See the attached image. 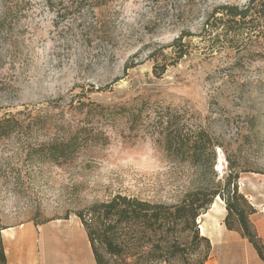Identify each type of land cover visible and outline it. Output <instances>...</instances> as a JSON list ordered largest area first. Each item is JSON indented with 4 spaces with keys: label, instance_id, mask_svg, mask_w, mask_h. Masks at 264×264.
<instances>
[{
    "label": "rangeland",
    "instance_id": "obj_1",
    "mask_svg": "<svg viewBox=\"0 0 264 264\" xmlns=\"http://www.w3.org/2000/svg\"><path fill=\"white\" fill-rule=\"evenodd\" d=\"M248 1L207 0L179 16L169 1L124 0L99 18L104 30L53 29L45 12L1 36L0 118L37 122L0 142V230L85 216L117 195L175 205L232 173L255 210L249 221L264 248V19L252 14L226 32L220 15L205 25L215 7ZM179 50L186 53L176 61ZM141 98L179 108L187 130L209 135L215 158L209 153L196 166L172 161L152 139L126 138L123 121L108 127L105 147L72 163L58 167L30 156L75 129L80 104L129 106ZM225 215L216 197L196 221L210 243L204 264H263L237 229L227 230ZM95 246L108 264L122 263Z\"/></svg>",
    "mask_w": 264,
    "mask_h": 264
},
{
    "label": "trees",
    "instance_id": "obj_2",
    "mask_svg": "<svg viewBox=\"0 0 264 264\" xmlns=\"http://www.w3.org/2000/svg\"><path fill=\"white\" fill-rule=\"evenodd\" d=\"M123 1L0 0V37L14 30L22 18L45 12L53 17V29L104 30L106 22L99 18H105L106 13H116L115 7ZM157 1L171 2L173 6L169 11L179 16L185 14L187 8L200 7L207 2ZM175 2L182 4L176 5ZM252 14L258 19H264V0H249L247 6L242 8L217 6L208 14L205 25H208V19L220 15L216 20L223 23L221 30L226 32L231 26L244 24ZM181 40L182 36L173 44L178 45ZM185 53L179 50L175 60L182 59ZM161 57L165 56L161 54ZM165 68H160L159 75L164 73ZM179 110L148 98H141L138 103L129 106L82 103L75 108V113L82 115L75 129L65 139L32 148L30 156L58 167L72 163L88 150L105 147L109 142L108 127L123 121L126 124V138L131 141L148 137L172 161L178 162L184 158L190 165L196 166L209 153L215 158L214 145L209 135L203 130H187ZM36 122L34 119L24 124L13 117L0 118V142L29 130ZM236 182L237 176L230 173L224 184L217 180L211 186L188 192L175 205L150 203L117 195L107 203L92 205L86 210L87 215L79 213L76 217L87 233L96 264H108L98 252L96 243L106 255L122 259L121 264H204L209 256L210 243L207 238L200 236L196 221L219 197L225 205L224 225L227 230L237 229L264 264L262 242L249 221L255 210L239 192ZM122 232L125 233L123 238L120 237ZM145 247L150 250H142ZM0 264H6L1 238Z\"/></svg>",
    "mask_w": 264,
    "mask_h": 264
},
{
    "label": "crops",
    "instance_id": "obj_3",
    "mask_svg": "<svg viewBox=\"0 0 264 264\" xmlns=\"http://www.w3.org/2000/svg\"><path fill=\"white\" fill-rule=\"evenodd\" d=\"M0 238L6 264H96L87 233L75 217L6 227Z\"/></svg>",
    "mask_w": 264,
    "mask_h": 264
}]
</instances>
